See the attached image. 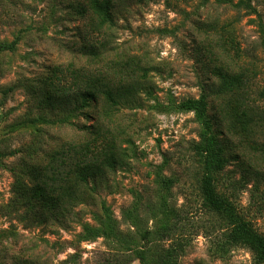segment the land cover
Returning <instances> with one entry per match:
<instances>
[{
	"label": "rangeland",
	"instance_id": "rangeland-1",
	"mask_svg": "<svg viewBox=\"0 0 264 264\" xmlns=\"http://www.w3.org/2000/svg\"><path fill=\"white\" fill-rule=\"evenodd\" d=\"M84 0H2L0 3V43L17 41L13 53L0 55V85L11 84L18 77L32 78L48 68L74 63L88 65L81 47L96 37H87L86 20L74 10ZM237 0H234V2ZM264 16V0H251ZM52 7V8H51ZM234 15L228 7L217 6L214 0H116V26L112 38L114 53L136 56L147 67L152 86L150 99L141 96L143 107L123 110L120 121L129 128L134 156L129 168L111 173L108 181L92 200L73 209L68 224H37L23 218L24 209L13 205L14 176L10 167L15 158L2 159L0 164V264H139L131 253L109 251L104 239L80 240L81 225L97 227L101 206L111 212L120 231L139 237L124 221V212L131 210L136 196V216L140 229H150V208L159 201L158 179L171 178L168 203L179 215V224L190 227L189 244L179 264H254L250 252L242 247L228 250L219 258L214 248L222 240V222L200 209L196 188L199 165L190 152L197 141L198 125L191 113L168 108L187 98H197L201 87L216 85L208 60L198 50L202 37L195 31L197 23ZM254 19V18H252ZM245 18L237 26V40L244 54V65L255 64L258 79L252 90L264 87V57L258 47L256 28ZM166 30L167 34L159 31ZM114 53H111L113 55ZM25 97L13 94L3 111L6 124L24 114ZM260 109L264 101L256 100ZM218 101L208 98V116L214 117ZM159 106V107H158ZM219 139L229 141L228 164L217 176V191L229 199L244 220L264 237V132L254 137L233 135ZM61 141L76 139L79 132L66 127L51 132ZM10 135L0 127V139ZM8 146L19 147L29 141L27 132L12 134ZM102 218V216H101ZM75 247H78L77 249ZM76 249V250H75ZM76 251L75 263L69 258Z\"/></svg>",
	"mask_w": 264,
	"mask_h": 264
},
{
	"label": "trees",
	"instance_id": "trees-1",
	"mask_svg": "<svg viewBox=\"0 0 264 264\" xmlns=\"http://www.w3.org/2000/svg\"><path fill=\"white\" fill-rule=\"evenodd\" d=\"M59 2L64 4V0ZM214 3L228 7L234 15L223 21L197 23L194 29L202 37L198 50L208 60L216 85L202 86L197 98L184 99L178 105L171 102L168 108L191 113L198 125L197 141L189 149L199 165L196 188L200 209L224 226L222 240L213 254L222 258L231 248L242 247L250 252L254 264H264V237L217 191V176L227 166L229 152V141L219 139L218 134L225 137V132H232L254 138L259 131L264 132V109L256 102L264 101V87L251 89L258 79V70L255 64H243L244 52L236 36L237 26L249 18L264 57V16L257 13L251 0ZM72 8L86 20L87 37L98 38L81 47L88 65H57L35 77L20 76L11 84L0 85V127L10 134L0 139V164L2 159L15 158L16 164L10 167L16 200L12 207L23 208V218L37 224L67 225L73 209L92 200L111 173L129 168L134 149L130 127H123L120 113L141 109V96H152L143 62L136 56L114 53L116 0H84ZM16 46L17 41L0 43V55L15 52ZM16 92L25 97L24 114L5 125L9 112L3 108ZM210 96L218 101L212 118L207 113ZM66 127L76 129L80 135L64 141L52 136L53 130ZM17 132H27L29 141L19 147L8 146L12 134ZM173 184L171 178L158 179L159 201L146 206L150 208V229L139 227L136 196L131 210L124 212V221L133 228V235L138 232L142 244L138 245L128 232L120 231L105 205L101 206L102 218L95 219L97 227L81 225L80 240L94 242L102 238L109 251L131 253L139 264H179L189 244L186 232L190 227L179 224L177 211L168 203ZM76 257L75 251L69 260L75 263ZM103 262L111 264L108 259Z\"/></svg>",
	"mask_w": 264,
	"mask_h": 264
}]
</instances>
